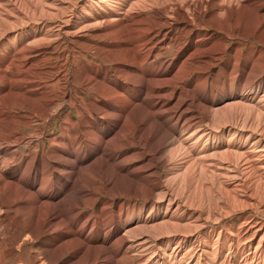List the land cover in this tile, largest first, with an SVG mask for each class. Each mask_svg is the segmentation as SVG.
Here are the masks:
<instances>
[{
	"label": "bare ground",
	"instance_id": "obj_1",
	"mask_svg": "<svg viewBox=\"0 0 264 264\" xmlns=\"http://www.w3.org/2000/svg\"><path fill=\"white\" fill-rule=\"evenodd\" d=\"M27 21L0 41V264H226L240 243L251 264L252 219L205 226L264 190V0H0V37Z\"/></svg>",
	"mask_w": 264,
	"mask_h": 264
},
{
	"label": "rangeland",
	"instance_id": "obj_2",
	"mask_svg": "<svg viewBox=\"0 0 264 264\" xmlns=\"http://www.w3.org/2000/svg\"><path fill=\"white\" fill-rule=\"evenodd\" d=\"M86 0H83V3H85ZM56 25H60L59 23H55V26ZM61 26V25H60ZM102 30L106 28V25L102 26L101 27ZM140 30V29H139ZM164 29H160V32L159 34L153 38L152 40V45L156 44L158 41H160L162 39V35L164 34ZM35 35V33L31 30V22H25V24L21 25V26H18L17 28H15L14 30V33L13 35H8V34H3L1 37H0V41H5V43H7V41H30L32 39V37ZM148 38H151L153 37V34L150 33L148 34ZM180 34H177L176 37H175V40H176V43H177V46H180L182 44H184L185 42L182 41L183 39V36H179ZM178 36V37H177ZM100 39H101V42H100ZM98 41L100 44H111L112 41H116L117 39L113 38V37H108V36H105L104 38H100ZM64 41H70L69 39H64ZM97 41V40H95ZM108 41V43H107ZM118 41V40H117ZM180 41V42H179ZM241 41H229V45L232 46V44H236V43H240ZM251 43H253V45L257 46L256 43H254L252 40L250 41ZM209 43H211V41H206L202 44H199V46H206L208 45ZM206 44V45H205ZM242 44V50L241 51H244V49L248 46V43L247 42H243L241 43ZM150 44H146V45H142V47H140V54L141 55H145V52L152 46ZM229 46V47H230ZM147 47V48H146ZM229 47L223 52V54L227 53L226 55H222L220 57V59H218L216 62H215V65L216 66H222L224 63H226V61H228V50H229ZM143 48V49H142ZM70 59L68 60V74L70 75V79L72 80L73 79V75H72V61H73V58H72V55L69 56ZM91 59V57H90ZM155 59V60H154ZM154 59H151L147 64L146 66L148 65H162L164 67V69H166L168 66L167 65H170L172 62H173V58H172V54L171 53H168L166 55H163L162 57L161 56H155ZM56 62V59L50 61V65L54 64ZM154 62V63H153ZM70 63V64H69ZM163 63V64H162ZM72 75V76H71ZM238 75V74H237ZM153 79L154 78H148L149 81H151V85L153 83ZM156 80V79H155ZM154 84V83H153ZM1 86H2V83L0 81V92H1ZM38 89V88H37ZM60 90V84L57 85L55 88H54V92H58ZM47 92L49 91L48 87L45 86V85H41L39 87V90H37L35 93L37 94H40V93H43V92ZM197 92V91H196ZM183 97H181L180 99H182ZM163 99H157L156 100V103L160 104V102L162 101ZM184 101V104H185V108L190 107V104L192 103V100H190V98L188 99H182ZM175 101H176V98H175ZM172 102L170 104L169 107H172V105L175 103ZM65 109V110H64ZM63 111L61 110L59 112V114L55 117V119L51 120L50 122V126H48V128H46L48 131H47V134H48V138H54V137H58V135H60V133L62 132L61 130V123H62V119H63V115L65 114V112L67 111V108H64ZM156 111H160V113H163L164 109H161V110H156ZM182 110H179L177 111L176 115H174V122L176 123L177 122V119L179 118L178 116L180 114H182ZM194 113V112H193ZM196 115H194L195 117ZM36 124V125H35ZM34 124V128L33 130H26L24 129L23 127L21 128V133L23 134H27L29 132H37L38 131V124L35 123ZM37 129V131H36ZM54 129V130H53ZM25 130V131H24ZM59 131V133H58ZM57 134V135H56ZM45 150L46 151H49V149L51 148L50 144L47 143V145H45ZM29 149L28 147H24L23 148V153H24V156H23V159L21 160H25L27 157H29ZM37 153V152H35ZM35 157L36 159H38L39 157V152L37 154H35ZM13 165V166H12ZM12 165H10V167H14L16 166L15 163H13ZM5 170H7V168H5ZM5 170H2V171H5ZM48 192L46 191H43L42 195L45 196L47 195ZM86 196V194H84ZM83 195V196H84ZM104 199H107V196L103 197ZM257 200L258 202L256 203V206L254 207V209H241L240 207L236 206V211L235 212H232L230 214H228L226 216V218L223 220V222L220 224V225H212V224H207L205 226V230L206 231H209L210 229L212 230H221L222 229H227L228 227H231L233 225L237 226V228H243V230H245L248 226V223H251V222H254V225H251L250 227L253 228V229H256V233L258 232L259 234V238H262L264 239V207H263V204L264 203V190L262 189H259L257 191ZM95 208L92 207L90 209L91 212H95ZM83 211L84 212H87L88 210L83 208ZM112 212L113 214L116 213V209H112ZM93 218V217H92ZM94 219V218H93ZM248 219H252L251 222H249L250 220ZM240 226V227H239ZM260 226V227H259ZM214 228V229H213ZM241 228V229H242ZM113 229V227H107L106 228V233L110 232L111 230ZM242 230V231H243ZM60 233L59 230H55V231H48V234L49 235H58ZM112 243L113 242H110V243H106L105 244V250L108 249V251L112 250ZM241 246V243L239 245H235V251L231 252L230 255H229V259L227 260V263L226 264H239V262L241 261V259L243 258V256L245 257V255H247L248 253H244L243 255L241 254V252L243 253V250H241L240 248ZM27 249V248H26ZM25 249V250H26ZM227 249V247H226ZM240 249V250H239ZM241 251V252H240ZM254 252V251H253ZM255 259L254 261L252 262L253 264H264V242L262 243V245L259 247L258 250L255 251ZM25 258H26V254L23 255ZM15 258V259H14ZM118 259V258H117ZM120 259V258H119ZM16 260V256H14L13 258L9 259L6 261V264H12L14 261ZM111 263L110 264H118L117 261H110ZM139 262L138 261H135L134 264H138ZM251 263V264H252ZM244 264H250V263H244Z\"/></svg>",
	"mask_w": 264,
	"mask_h": 264
}]
</instances>
